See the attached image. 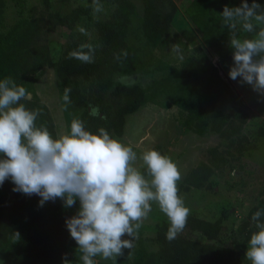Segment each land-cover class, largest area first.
<instances>
[{
	"label": "trees",
	"instance_id": "trees-1",
	"mask_svg": "<svg viewBox=\"0 0 264 264\" xmlns=\"http://www.w3.org/2000/svg\"><path fill=\"white\" fill-rule=\"evenodd\" d=\"M8 1L0 0V80L11 77L32 94L30 103L25 100L21 103L29 110H41L35 125L47 127L53 136L51 118L35 94V82L45 68L54 69L61 89H71L70 104L80 108L77 118L84 121L86 129L93 133H97L100 127L107 131L117 126L122 128L126 115L146 103H158L162 98L166 99L162 105L180 108L184 114V125L198 134L205 132L210 121L216 132L229 138L237 133L241 119H246L245 112H241L239 123L233 118L238 116L237 112L215 111V105L230 94L231 89L229 82L221 76L218 64L208 54L223 57L228 52L229 30L222 27L220 13L226 5L239 6L242 0L190 1L185 12L200 33L207 53L201 50L198 56L189 55L177 67L163 59L166 55L163 57V54L157 53L165 50L167 45L169 23L177 11L175 1L142 0L143 13L134 25L136 9L131 0H100V3L110 2L115 7L109 20L92 22L100 48V52H95L94 63L68 58L70 51L83 44L80 35L75 34L58 46L51 45L48 39V33L58 26L68 28L71 33L81 26L87 14L84 6L61 14L50 8L48 0H41V8L18 0L17 17L8 25L5 17ZM58 1L64 4L69 0ZM256 2L264 6V0ZM248 3L251 4L252 0ZM145 47L150 55L147 51L143 54ZM123 51L128 53L126 58L121 55L120 61L114 59V54ZM136 71L141 76L139 82L123 83L115 78V75ZM84 82H89L88 89L91 91L87 101L83 99L85 87H79ZM74 89H77L76 93ZM87 103H90L89 106ZM92 107H98L100 116L89 115ZM101 116L104 118L101 119ZM213 157L221 159L216 151ZM200 171L197 168L191 173L190 176L196 180L194 183L202 179ZM13 187L11 180L0 186V264H65V257L68 264H82L77 254L78 245L66 227V218L74 216L79 210V200L76 201L78 210L74 209L75 204L71 208L57 207L54 213L55 202L47 201L40 207L39 196L14 192ZM261 209H264V183L256 204L248 210L247 219L239 226L240 232L247 233L243 247L256 231L251 217ZM220 214L224 220L228 209L222 208ZM222 220L209 221L189 213L183 232L172 242L165 238L169 228V222H166L153 238L157 249L145 256L143 245L138 244L134 263L227 264L233 260V264H251L242 248H225L218 244ZM250 223L252 225L248 228ZM17 231L20 239L14 242L12 237ZM188 232L197 233V237L188 236ZM100 264L110 263L100 261Z\"/></svg>",
	"mask_w": 264,
	"mask_h": 264
},
{
	"label": "clouds",
	"instance_id": "clouds-1",
	"mask_svg": "<svg viewBox=\"0 0 264 264\" xmlns=\"http://www.w3.org/2000/svg\"><path fill=\"white\" fill-rule=\"evenodd\" d=\"M91 8L94 18L104 10L100 0H92ZM220 14L234 49L230 78L239 77L242 84L264 95V6L256 0L251 4L242 0L239 6L226 5ZM77 31L91 36L84 27L77 26ZM241 33L254 36L241 37ZM96 47L83 43L70 51L68 58L94 63ZM171 52L182 64L185 55L179 43L171 45ZM121 55L126 58L128 53L114 54V59L120 61ZM70 91L65 88L62 96L65 109L71 103ZM31 99L32 94L11 77L0 80V186L11 180L14 192L39 196L40 207L59 198L64 207L71 208L79 200V210L66 218V227L78 245L82 264H100V260L116 264L124 249H133L153 202L168 218L165 238L169 242L177 239L186 226L189 209L178 194L182 174L171 158L153 148L138 153L134 147L140 145L126 144L104 127L93 133L79 118H73L69 129L54 137L47 127L35 125L41 110H29L21 103ZM89 115L100 116L98 107H92ZM138 161L150 179L136 166ZM262 218L264 209L251 217L257 230L245 252L251 264H264ZM125 236L128 238L122 239ZM12 239L18 241L20 233L14 232Z\"/></svg>",
	"mask_w": 264,
	"mask_h": 264
},
{
	"label": "rangeland",
	"instance_id": "rangeland-1",
	"mask_svg": "<svg viewBox=\"0 0 264 264\" xmlns=\"http://www.w3.org/2000/svg\"><path fill=\"white\" fill-rule=\"evenodd\" d=\"M17 1L9 0L7 3L5 17L8 25L17 17L20 7L17 5ZM24 1L27 4H35L38 8L42 7L41 0ZM172 1L176 2L177 11L169 23L170 36L165 50L157 51V53L158 55L163 54V57L166 55L163 59L168 60L172 65H179L181 62L171 52V45L179 43L185 58L189 55L198 56L201 50L207 53V49L200 33L188 20L185 12V8L191 0ZM48 2L51 4L50 8L56 9L61 14L68 13L77 6H84L87 10L81 27H84L91 36L80 34L77 29L71 33L68 28L58 26L48 33L51 45L56 44L57 46L65 43L75 34L82 37V43L98 46L92 22L109 20L110 13L115 7L110 2L101 3L104 10L98 14V18H94L91 8L92 0H69L64 4L58 0H48ZM131 2L136 9V16L133 18L134 25H136L137 19L143 13V1L131 0ZM240 35L249 38L254 36V34L244 33ZM190 45L192 51H189ZM147 49L145 47L143 54ZM227 50L228 52L223 57H217L209 52L208 54L213 62L218 64L221 76L229 82L231 89V93L225 95L215 105V111L221 110L229 114L237 112L238 116H233L236 122L240 121L241 112L247 113L246 119H241L242 123L239 122L237 133L235 132L232 137H222L213 129L210 121L203 134L187 129L183 121L184 114L180 108L175 105H162L166 100L164 98L160 99L158 103L141 105L134 112L126 115L122 128L117 126L116 129L108 131L126 144L140 145L139 148L134 147L138 153L143 149L153 148L177 164L182 174L181 180L177 182L178 194L189 209V213L205 220L217 221L222 220L221 209L227 208V217L220 222L222 231L217 242L225 248H242V252L245 254L248 241H245L244 247L242 245L247 233L246 231L240 232L239 226L247 219L248 210L256 204L259 191L264 183V95L254 91L251 85L242 84L239 77L236 80L230 78L229 72L234 65V49L230 47V39ZM98 52H100L99 46L96 47V53ZM147 55H150L148 51ZM115 76L123 83L133 84L141 81V76L137 71L132 74ZM79 87L86 88L83 89L85 91L83 99L87 101L91 95V91L88 89L89 82L81 83ZM76 90L74 89L73 92L76 93ZM63 93L64 90L59 86L54 69L45 68L44 73L35 82V94L45 105L46 113L51 118L54 137L69 129L71 121L73 118H77L80 110L79 107L71 104L65 109L62 101ZM77 94L79 95V93ZM32 100H25V102L30 103ZM87 104L89 106L90 103ZM90 128L95 130L91 125ZM96 134H98V130ZM214 151L220 153L221 159H214ZM141 165L142 161H138L136 166L146 178L150 179L145 171L146 167H141ZM197 168L201 169L202 179L194 183L196 180L190 175ZM209 184L210 186H208ZM54 202V213L57 211V207H64L61 199L57 198ZM74 209L78 210L77 204ZM166 222H169L166 214L161 212L159 206L153 202L152 211L140 228L133 249H124V255L117 258L116 264H135L137 255L135 249L140 243L144 247L145 256L157 249V243L153 238ZM251 225L252 223L248 228ZM187 235L197 237V233L194 232H188ZM127 238V236L122 237V239ZM100 261L113 264L111 260ZM233 262L230 260L227 264H233Z\"/></svg>",
	"mask_w": 264,
	"mask_h": 264
}]
</instances>
